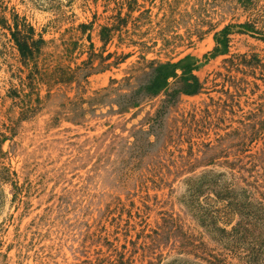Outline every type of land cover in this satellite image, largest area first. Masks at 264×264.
I'll return each instance as SVG.
<instances>
[{
    "label": "rangeland",
    "instance_id": "obj_1",
    "mask_svg": "<svg viewBox=\"0 0 264 264\" xmlns=\"http://www.w3.org/2000/svg\"><path fill=\"white\" fill-rule=\"evenodd\" d=\"M16 23L44 40L40 67L72 82L29 98ZM185 58L200 93L166 104L171 79L125 109L153 66ZM0 141L14 174L0 184V264H242L249 247L219 232L238 216L216 197L264 198V0H0Z\"/></svg>",
    "mask_w": 264,
    "mask_h": 264
},
{
    "label": "trees",
    "instance_id": "obj_2",
    "mask_svg": "<svg viewBox=\"0 0 264 264\" xmlns=\"http://www.w3.org/2000/svg\"><path fill=\"white\" fill-rule=\"evenodd\" d=\"M246 31H251V27L248 24L239 26ZM15 31L12 32V40L19 52L21 62L23 66L28 70L27 82L28 87L31 89L32 98L34 95V90L36 84L42 83L48 86H56L59 84L70 83L74 80L76 73L71 72L68 69L53 68L50 69V65L44 63L40 67V56L41 48L44 45V40L42 38L35 39V30L32 26L27 24L16 23L14 27ZM110 31L104 28L102 31V37L106 41L108 39V33ZM230 28L224 30L222 38L217 39V47L214 50L213 56L218 53H224L228 47V35ZM108 57H111L110 55ZM119 62L113 63V65H118ZM110 66V65H109ZM198 69V66L191 61L190 58H185L179 61L175 65L166 64L159 65L156 68L152 67L150 74L146 76L149 81L143 86L139 85V89H131L130 94L126 95V108L137 106L140 101H143L149 97H155L159 92L168 86L171 79H177V85L171 92L167 93L166 104L174 102V99L179 94L183 93L185 95L194 96L200 93L202 89V83L194 72ZM177 71H181V75L178 76ZM87 77V75H86ZM126 79L124 82L129 81ZM129 87V84H126ZM135 89V90H134ZM30 101V99H29ZM37 99V103H38ZM34 103L28 105L25 108L24 113L28 114L29 111H36ZM2 142L0 141V160L2 159ZM4 163L0 162V184L10 182L12 173L3 166ZM14 185V191L21 192L16 184ZM200 190H209L206 184L198 185ZM217 199L222 202H226V211L222 214H226L227 211L238 216L237 224L232 228L230 232L227 231L226 227L219 228L221 234L228 236L229 242L235 244L232 246L234 252L245 250V245L249 247L247 251L251 252V255L240 258L239 261L242 264H264V198L261 201L257 200L253 195H245V192L239 194L237 190L232 189L229 186H220L217 188ZM17 193V194H18ZM16 194V196H17ZM243 195V197H242ZM236 196V197H234ZM226 226L227 223L225 224ZM251 238V241H250ZM247 241L244 245H238L240 240ZM214 261L207 260L209 264H228L225 258H220L218 256L213 257Z\"/></svg>",
    "mask_w": 264,
    "mask_h": 264
}]
</instances>
